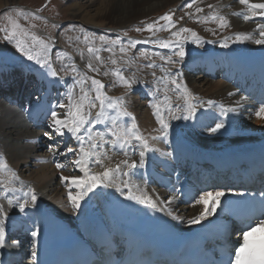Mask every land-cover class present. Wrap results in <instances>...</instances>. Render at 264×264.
I'll use <instances>...</instances> for the list:
<instances>
[{
    "label": "bare ground",
    "instance_id": "obj_1",
    "mask_svg": "<svg viewBox=\"0 0 264 264\" xmlns=\"http://www.w3.org/2000/svg\"><path fill=\"white\" fill-rule=\"evenodd\" d=\"M12 1L13 0H11V2ZM175 1L183 0H98L96 3H100L101 7H97L98 9L94 15L92 14L93 16H91L90 12L84 7L82 10H78L74 14V18H77L78 21L85 20L93 22V24L97 19H101L108 24L112 23L113 25H121L134 19L147 16L152 13L154 9L163 7ZM9 2L10 0H0V9L5 5H8ZM219 2L220 6L225 4H237L236 0H219ZM250 3H264V0H250ZM222 11H224V9ZM241 21H243V16ZM257 24H264V18L256 24L254 22L253 25L250 23V26L245 24L240 25L239 27V29L241 28L243 31H250L251 36H249V41L254 42L256 39H259L257 34L255 35V33H251L254 30H257V32L259 31L256 27ZM249 45H252V42ZM250 49V51H246L241 56L229 54L227 53L228 51L225 52L222 49L215 50L214 52L216 53H213L214 56H212V58L208 55L206 56L202 52L193 53L191 59L185 63V66H187L185 74L186 78L189 84L193 86L197 96L201 97L203 101L207 103L211 101L210 106L212 107L215 105L217 109L214 107L213 110L211 107L205 105L203 107L205 110L197 111V114L192 117V120H189L194 129L192 131L184 121L171 119L167 108L163 107V116H165V121L169 124L167 135H163L162 137H159L161 136V133L157 137L155 134L152 135V139L153 137H156L153 141L151 139V142L149 143L153 150L150 151L151 155H148L147 152L145 153L143 166L139 165V152L129 154L115 153V155L108 158L107 162L110 164H107V166L113 164L116 165L126 159L130 162L135 161L137 167L133 170H129L124 165H121L122 171L129 172L128 176H124L122 173H117L111 186L104 187V192H101L103 186L100 189H93L83 200L80 201V207L75 210L72 209L67 197L69 192L75 194L77 189L75 187H70L66 181L62 182L60 176H83L84 173L72 163H70V168L63 167L62 169H57L56 165H53V162L51 161L55 159L58 163L62 164L72 153L61 152L60 146L59 149L51 148L52 151H45L46 148L43 139L47 140L48 137L46 138L44 134L37 131L40 127H47V130L53 132V129L49 127L51 123V113L56 111L58 116L63 118L65 112L60 113L58 111L62 108H59V104L57 103L55 105L54 102L48 98L47 93L43 94V97L38 99V101L33 102L29 99H23L21 96V99L23 100L20 99L18 105L8 104L0 99V156L7 161L9 167L19 176V180L13 182V187L20 189V191L4 193L3 189L0 188V193H3L0 195V206H3L6 212L3 219L5 243L0 247V264H37L35 260L36 255L33 256V253L36 254V251L33 248L34 237L31 233L33 231L38 232L39 224L41 223L40 218L45 213L47 215L66 219L71 225H73V227L83 231L93 219L92 217L99 215L100 213L102 216L103 212L105 210L107 211V208H104L105 205H110V207L114 209H121L124 205L122 203L123 199L125 202L133 204L136 207L145 203L148 204L147 201L141 203L138 200H126L129 189L132 190L133 195L142 196L143 194L150 197L151 201L156 204L158 210H163L160 205V200L164 201L165 204L167 203L166 207L172 213L171 216L167 215L168 219L178 229L188 231L189 228H194L201 223L205 224L208 219L213 218L214 214L212 212V214L207 216L204 220H201L196 224H190L189 220L192 219L193 216L199 215L200 211L205 207H209L210 200L206 206L197 205L195 203L189 205L187 202L182 201L179 198L177 199L175 196L172 197L173 195L169 196L168 190L161 187L163 186V181H166L161 175L167 174L166 179L172 187L174 184H178L179 186L187 184L185 178L188 177V174L185 175L184 178L182 177L181 170H179L181 167L179 165L185 161L179 156V153L184 154L185 150L191 151L197 159V165H200L201 162L207 164L215 161L217 159L215 154L216 149H219L218 151L220 153H224L231 148L229 146L233 145L252 146L256 144L258 145L259 142L264 144V119L258 118L255 115L258 107L255 109L253 104L247 99H241L242 96L239 94L237 88H233L230 84L231 81L237 83L241 80H244L243 83L245 84L251 79L250 76H243V78L238 77L243 73L242 66L248 65L251 69L257 68L260 70L264 68V44H258ZM19 69L24 71L22 67H19ZM198 69H203L205 74L200 75L198 73L199 78L197 80L193 75L197 74L196 70ZM216 70L220 71L219 80L212 82L214 72H217ZM206 72L209 74H206ZM49 76L52 77L50 73ZM199 83H202L201 86H198ZM229 93H232V95H229ZM149 102L153 105L157 103L158 100L156 97H152L149 99ZM171 103L175 106L176 103L180 102L171 99ZM231 103H237V107L232 111H229V113H227L226 110L223 111L224 108ZM152 112H154V109L151 111L146 108L143 109L142 114H139L140 112L136 111V116L139 120L145 119L147 122H151L155 119L156 122V118ZM181 117L183 118V115ZM30 118H33L35 125L28 123L27 120ZM45 118H47L48 121H46ZM251 118L253 119V123L247 128L246 125H248ZM211 119H214L213 123L211 122ZM218 119L222 120V122L224 121L227 125L224 127V129H226H223V131L226 133H232V136L241 133V137L230 138L229 140H224L221 137L214 141H206L202 139L200 136L201 134L208 132V130L212 129L216 124L221 123ZM209 125L212 127H209ZM60 138L62 140L71 139L75 151L79 148V142L72 137L71 134L66 132V134L60 136ZM182 142L184 145H182ZM178 144L182 145L180 150L175 148ZM192 146L194 147L192 148ZM218 146L220 148H218ZM59 152L69 155L62 157V155H59ZM53 153H56V155L54 156ZM147 162H150V164L147 165ZM190 165L191 166L188 168L194 167L193 163ZM32 166H34V170L31 169ZM20 168H25L26 174L22 172ZM194 170H196V167ZM90 171L95 173L102 171V169L98 165L92 164ZM5 178L6 177L0 173V180ZM123 181L128 182L127 188L124 187L122 183ZM160 182L162 183L159 187ZM117 186L120 187V191L116 190ZM29 187L34 188L37 202L35 205L29 202L25 207V210L21 211L19 204L24 202V193L27 192ZM113 192L115 195H112ZM106 195H108V197H106ZM8 199L12 200L11 206L8 204ZM28 199L30 201V197H28ZM173 216L178 217V219H173ZM203 224L201 225L203 226ZM17 230L21 233L18 240L12 244L7 243L9 233L12 232L16 234ZM24 245H27L28 248L30 247L29 250L26 251Z\"/></svg>",
    "mask_w": 264,
    "mask_h": 264
},
{
    "label": "rangeland",
    "instance_id": "obj_2",
    "mask_svg": "<svg viewBox=\"0 0 264 264\" xmlns=\"http://www.w3.org/2000/svg\"><path fill=\"white\" fill-rule=\"evenodd\" d=\"M96 1L98 0H13L12 2L10 0L8 5H5L0 9V29L10 30L11 24L9 23V18H11L31 33L40 36L46 41H51L49 52L47 54V61L52 65V69L58 72L57 76L59 77H50V70L47 66H42L35 60H29L26 55H24L21 51L17 49L15 41L9 42L8 40H5V31H0V75L4 79H6V76L8 78L13 76L23 78L22 74L28 71L31 74L26 73V76H28V86L26 87L25 84V86L23 87L24 90L22 89V98L29 99L33 102L38 101V99H41V97H43L41 95L47 93L49 99L55 100V103L59 101L60 103L58 104H61L68 102V93L70 90L73 91L74 98L79 95V86H77L76 81L80 79V76L77 73H73L70 71L71 66L75 65V67L79 70L80 73H86L88 76H95L96 78L100 79L103 83H105V91L108 95L114 97H125L128 111H130L135 117V123L138 126L140 134L147 139L149 138V143L151 142L153 134H155V136L157 137L161 133V136L159 137H162L163 132L159 130L160 125L157 123V121L155 122V119L151 122H147V120L145 119L139 120V118L136 116V111L140 112L139 114H142L143 109L146 108H148V110L153 111L152 104H150L149 102V99L152 97H156V99L160 102L162 101V104L166 94L168 96L171 95V99H175L177 101L176 94L172 91H167L165 89V83L161 80V77H175L180 83L187 86L188 90L192 93L194 97L192 103L195 105L196 115L197 111L203 109L205 110V108H203L205 105L211 107V103H207L203 101L201 97L197 96L193 89V86L189 84L186 78L185 74L187 66H185V63L191 59L192 54L197 52L207 54L210 50L215 51L217 49H222L225 52L228 51L227 53L229 54H236L241 56L246 51H250V48H253L258 45L255 43V41H249V39L242 41L235 40V36L237 33H243L247 34L248 36H251L250 31L247 32L243 31L241 28L239 29L240 25L248 24L250 26V23L251 25H253L254 22L255 24L258 23L257 20L259 19V15H256L251 20L245 21L243 19V21H241L242 16H251L252 14L251 12H248L246 6L239 4L237 0L236 5L225 4L221 6L219 0H196L195 4L191 9L185 7V4L192 3V0L175 1L163 7L154 9V11L148 14L147 16L140 17L139 19H134L130 22L121 25H113L112 23L108 24L106 21H102L101 19H97V21H95L93 24V22L85 20L78 21L77 18H74V14L78 10H82L84 7L87 11L90 12L91 16H93L100 6V3H96ZM209 4H212L220 15L226 17V19L228 20V27L221 28L218 26L217 22H213L211 20L206 23L197 21V17H206L212 11V9L208 8ZM197 6L203 9L201 13H195V8ZM221 9H224V11H222ZM233 10L236 13L242 12L243 14L241 13V15L238 16L233 15ZM165 13H170L172 15L173 21L176 23V29H179L180 27L190 28L200 38V43H195L192 41L190 33L182 34L181 42L183 43L185 53L182 59L173 56V51H175L176 49L159 48L154 43H140L137 44L135 48L131 49L127 54L128 57L133 60V63H131L130 65H125L121 60L123 54L119 51V44L115 46L113 50L115 55L113 56V52L105 50L111 47V44L102 43L99 40L100 36H105L107 41L109 42L119 38L124 45H127L131 40L143 41L146 39H175L171 37L169 31H159L155 34V36H152L146 30L136 31L137 28L143 29L146 23H151L153 21L158 20V18L164 15ZM185 13H194L195 15L189 16L185 15ZM261 17L263 18V16ZM254 18H256L257 20ZM239 22L243 24H240ZM164 23L165 22L162 20L159 21L160 25H163ZM176 29H173V31H175ZM251 33H255V35L257 34L259 36V31L257 32V30H254ZM85 35L89 37V42L84 41ZM184 36H187L188 38L183 39ZM17 39L24 41L27 45L31 44V41L27 37L20 36L17 37ZM225 42L227 43V47L222 46V43ZM251 42L252 45H249L251 44ZM89 46H95L101 49L98 54L102 57L103 64L97 62L94 59V56L88 53L87 48ZM142 51L147 52L149 54V59H144L140 55ZM162 56L165 58L171 57L175 61V63H165V60L161 59ZM110 58L117 59L118 64L112 65L110 63ZM41 59H43V57H41ZM89 61L92 62L94 67H100V74L88 71L86 65ZM149 63H154L155 67H146V65ZM19 67H22L24 71L19 69ZM113 67H122L124 69L125 76H132L134 73L135 79L138 81V83H135L131 90H126L122 86L114 85V77H112L110 74L108 76L103 75L104 71L112 69ZM162 68L164 69V71H161ZM153 73H155V76H153ZM193 76L198 80V74H194ZM2 78H0V80ZM24 79L27 80L26 77H24ZM218 80L219 77L218 79L213 77L212 82ZM16 82L18 83H16L18 88H21V86L25 83V80L23 83L20 80H17ZM201 84L202 83H199L198 86H201ZM86 87H90V81L87 83ZM172 87L173 85H168L169 89H171ZM18 93L19 92H17L16 94L13 93L15 95L14 97H16ZM4 98L2 95H0L1 100H3ZM10 98V96H7V98H5L6 100L4 99L3 101L13 102L14 98ZM20 98L21 93L16 99V101L18 102ZM178 102L182 104V101ZM214 107L215 105L212 106L211 109L214 110ZM236 107L237 103H231L226 108H224L223 111L231 108L234 109ZM215 109L217 108L215 107ZM65 110L66 109H60L58 111L61 113L65 112ZM173 110H175L174 107ZM227 113H229V111H227ZM94 114L95 110H93V115ZM178 115L180 116L179 120L184 121L185 124L188 125V128L193 131L194 129L192 128V124L189 122V120H192V118L185 120L181 117L184 114L178 113ZM163 117L165 119V116ZM45 119L46 121H48L47 118ZM124 119L129 120V118L127 117H125ZM30 120H33V118H30ZM211 122L213 123L214 119H211ZM220 122L222 124H226L224 121L222 122V120H220ZM252 123L253 119L251 118L246 127L249 128ZM214 127H216V125ZM46 129L47 127H45V129L43 128V130L40 129L39 132L41 134L47 132L52 138V131ZM219 129L222 130L223 127ZM94 130L104 131V125L98 124L94 126ZM224 133L226 132L224 131ZM218 134H220L218 131L212 132L211 129H209L208 132H205L200 136L206 141H214L215 139H218ZM235 137L237 136L235 135L234 138ZM106 139H110V137L106 136ZM153 140L154 139H152V141ZM43 141L45 148L48 145H51L50 147H52L53 142L51 141V139L47 138V140L43 139ZM55 142L57 145L61 143V141H56V139ZM71 142L73 141L71 140ZM70 147L72 148V145H70ZM73 149V153H75L74 146ZM98 151L106 153V158H104L103 160L105 166L114 168L116 166L114 164L107 166V164H110L107 162L108 158H110L112 155H115V153L129 154L133 152H139L140 148L136 147L135 149H133L130 147L126 150H121L119 147L113 148L111 145L106 144L103 149H98ZM67 155L69 154H66L62 157H66ZM70 155L69 157L71 158L69 159V161L67 160L69 157L66 158L68 162L66 160L63 161L66 162V164L64 165L66 166V168H69V162L71 163V161L76 158L75 154ZM33 167L34 166H32L31 168L32 170H34ZM20 170L25 173L26 169L20 168ZM102 186L103 185H100L97 188L100 189ZM104 191L105 189L103 186L101 192Z\"/></svg>",
    "mask_w": 264,
    "mask_h": 264
},
{
    "label": "snow or ice",
    "instance_id": "obj_3",
    "mask_svg": "<svg viewBox=\"0 0 264 264\" xmlns=\"http://www.w3.org/2000/svg\"><path fill=\"white\" fill-rule=\"evenodd\" d=\"M196 0H192V3L185 4V7L191 9L195 4ZM239 4L246 6L247 10L251 12V16L244 15L243 19L245 21L251 20L254 16H264V3H250V0H238ZM209 9L212 11L206 17H197L198 22H208L209 20L217 22L218 26L221 28L228 27V20L225 16L220 15L219 12L214 8L212 4L208 5ZM259 10V11H258ZM203 9L200 7L195 8V13H201ZM185 15H195L194 13H185ZM233 15H241V13H233ZM164 21L163 25L159 24V21ZM9 23L11 24V29H0V31H5L4 39L9 42L15 41L16 47L24 55L27 56L29 60H35L42 66H47L50 70V74L53 77L58 75V72L52 69V65L47 61V54L49 52L51 41H46L40 36L31 33L22 27L18 22L9 18ZM143 23V22H142ZM257 29L259 30V39L255 40L256 44H264V24H257ZM176 23L173 21L172 15L170 13H165L160 16L158 20L151 23H146L144 28H137L136 31H148L152 36L159 31H169L171 37L175 39L168 40H151L146 39L143 41L131 40L127 45H124L119 38L112 41H107L105 36H100L99 40L102 43H110L111 47L105 49L106 51L113 52L116 45H120L119 51L123 54L121 60L123 64L130 65L133 60L128 57V52L135 48L137 44L140 43H154L159 48H169L176 49L173 51V56L182 59L184 57L183 43L181 42L182 34H191L192 41L195 43H200V38L197 34L190 28L180 27L176 29ZM24 36L27 37L31 44L27 45L24 41L17 39V37ZM184 36L183 39H187ZM250 37L247 34L237 33L235 36L236 41L247 40ZM85 42H89V37L85 35ZM223 47H227V43H222ZM89 54L94 56V59L100 64H103L102 57L98 54L101 49L95 46H89L87 48ZM140 55L144 59H149V54L142 51ZM43 57V59H41ZM165 60L167 64H174L175 61L171 57H161ZM110 63L112 65H117L118 61L115 58H110ZM88 71L100 74V67H94L92 62L89 61L86 65ZM148 68L155 67L154 63H149L146 65ZM70 71L77 73L80 79L76 81L77 86H79V95L74 98L73 91L68 93V102L61 103L58 105L59 108L66 109L63 118L58 116L56 111L51 113V123L50 128L53 129V133L58 136H64L67 133L71 134L79 142V148L75 151V156L71 163L78 167L81 172L84 173L83 176L79 175H61L60 180L62 182H67L70 187H75L77 192L73 194L68 193V201L75 210L80 207V201L84 199L89 192L97 188L100 185L108 187L112 185L113 180L117 173H122L124 176H128V171H122L121 165H124L127 169L131 170L137 167L135 161L130 162L129 160H122L120 163L116 164L114 168L106 167L103 160L106 158V153L98 151V149H103L106 144L111 145L113 148L119 147L121 150H126L128 148L135 149L140 148L139 151V165L143 166L144 156L147 151H152L153 149L149 146V141L143 135L140 134L137 124L135 123V117L130 111H128L126 99L124 96H110L105 91L106 85L100 79L95 76H88L86 73H80L75 65L71 66ZM161 71H164L162 68ZM111 75L114 77V85H119L124 87L126 90H131L135 83L138 81L135 79V74L132 76H125L124 69L122 67H113L112 69L103 72L104 76ZM155 76V73H153ZM161 80L165 83V89L167 91H172L176 94L177 101H182L181 103H176L175 106L171 103V97L167 94L164 97L163 104L157 102L152 105L154 112L153 115L156 118L157 123L160 125V130L163 135H167V129L169 124L165 121L162 108L166 107L171 119H179L180 116L177 113H186L183 115V119L188 120L195 115V105L192 103L194 99L192 93L188 90L186 85L180 83L177 78L172 77H161ZM90 81V87H86L87 83ZM171 84L173 87L168 88ZM232 95V93H229ZM244 99V97H241ZM211 103V101H209ZM173 107L175 110H173ZM93 110L95 114L93 115ZM233 109H227L226 111H232ZM255 115L258 118L264 119V103L260 105ZM127 117L129 120H125ZM98 124L104 125V131H95L94 126ZM223 124H216L215 128L211 131L215 132L217 129L222 128ZM84 133V134H81ZM46 136L49 134L46 132ZM110 137V139H106ZM51 139V136H49ZM156 139V137H153ZM49 151H52L51 147ZM74 149L69 147L66 149V153H73ZM66 153H59V155H66ZM55 156L56 153H53ZM98 165L102 171L92 173L90 171L91 165ZM64 165L56 163L57 169H62ZM0 173H2L6 178L0 180V188L3 192H14L20 191L13 187V182L19 180V176L13 171L7 161L0 156ZM22 183V182H21ZM124 187H128V182H122ZM117 191H120V187L117 186ZM3 193H0L2 195ZM224 193L217 192H204L195 199V204L197 205H208L209 200L212 201L211 207H205L200 211L199 215L193 216L189 220L190 224H196L201 220H204L207 216L211 215L215 211L217 203ZM264 195V194H262ZM24 202L19 204L20 210L24 211L25 207L29 202L33 205L37 202V196L35 190L29 187L27 192L24 193ZM30 197V201L28 199ZM127 199L138 200L139 202H148L151 207L155 208L156 204L151 201V198L147 195L136 196L132 194V190L129 189ZM170 203V202H169ZM9 206L12 205V200L8 199ZM259 211L261 213L260 217L253 221L252 224L246 227V230L240 232V239L242 243L235 248L234 258L231 260V264H264V239L250 241L249 237L257 232L258 230L264 229V200L259 202ZM172 215L171 212L168 213ZM6 215L3 206H0V247L5 243V229L3 225V219ZM173 219H178V217L173 216ZM33 237L37 235L36 231L31 233ZM15 243V241H13ZM36 254L33 253V256Z\"/></svg>",
    "mask_w": 264,
    "mask_h": 264
}]
</instances>
